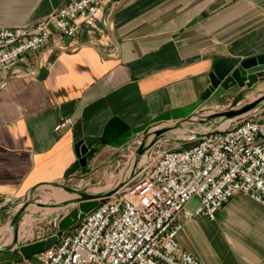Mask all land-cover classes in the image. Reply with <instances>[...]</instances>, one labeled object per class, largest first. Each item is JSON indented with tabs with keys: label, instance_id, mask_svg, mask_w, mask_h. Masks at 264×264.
<instances>
[{
	"label": "crops",
	"instance_id": "0c3cea01",
	"mask_svg": "<svg viewBox=\"0 0 264 264\" xmlns=\"http://www.w3.org/2000/svg\"><path fill=\"white\" fill-rule=\"evenodd\" d=\"M65 1L0 0V26L36 24ZM122 1L105 7L107 24ZM110 28H86L74 41L54 31L18 67L23 75L0 69V224L31 191L76 180L146 128L245 104L264 82L263 71L252 89L202 99L217 60L264 54V0H126ZM81 141L97 142L86 167ZM178 242L205 264H264V205L237 194L216 220H186ZM18 255L0 253V264H18Z\"/></svg>",
	"mask_w": 264,
	"mask_h": 264
},
{
	"label": "built area",
	"instance_id": "2783aa9c",
	"mask_svg": "<svg viewBox=\"0 0 264 264\" xmlns=\"http://www.w3.org/2000/svg\"><path fill=\"white\" fill-rule=\"evenodd\" d=\"M118 1L66 0L36 24L0 26V69L23 75L18 67L54 31L71 41L86 28L106 32L104 9ZM204 133L184 149L153 151L139 176L28 264H205L180 246L178 234L194 217L216 220L237 194L264 205V109ZM195 196L200 205L192 211L187 204Z\"/></svg>",
	"mask_w": 264,
	"mask_h": 264
},
{
	"label": "rangeland",
	"instance_id": "374dc122",
	"mask_svg": "<svg viewBox=\"0 0 264 264\" xmlns=\"http://www.w3.org/2000/svg\"><path fill=\"white\" fill-rule=\"evenodd\" d=\"M260 87V91L256 94L245 98V101H247L245 104L264 96V82ZM242 105L234 102L232 105L226 107L223 103H220L219 107H202L195 111L194 114L183 119L152 125L138 136H134L128 140L125 146L110 149V154L99 156L90 171L82 174V176L77 177L76 180L67 183L65 186L75 190H88L92 193L111 191L115 189L113 188L115 185L124 187L128 182L141 174L142 168L147 162L139 164V160L145 153H149L151 158L153 151H167L189 147L194 143L192 140L194 134L204 133L214 127L220 128L227 122V118L222 115L217 116L218 113ZM257 109L258 111H262L264 104ZM141 146L145 147L144 153L138 155ZM74 197L76 195L70 193L60 185L40 187L31 191L26 201L15 205L13 212L7 215L5 219H2V224H0V246L13 243L15 232L12 221L26 202L28 203L26 213L18 227V244H29L56 234L60 220L73 208V205L62 206L61 203ZM199 205L200 198L195 196L188 202L187 209L193 211ZM30 224L32 225L31 235L20 236L22 228ZM14 253L11 252V254ZM24 258L26 257L18 255L16 263L27 264L28 261H24Z\"/></svg>",
	"mask_w": 264,
	"mask_h": 264
},
{
	"label": "water",
	"instance_id": "95a60500",
	"mask_svg": "<svg viewBox=\"0 0 264 264\" xmlns=\"http://www.w3.org/2000/svg\"><path fill=\"white\" fill-rule=\"evenodd\" d=\"M126 0H123L116 8L112 10L108 17L107 30L110 29V23L112 22L114 14L124 5ZM110 35L114 38L112 32ZM264 71V54L247 58L241 61L229 60L221 58L217 60L212 68L209 75L210 85L203 92L202 99L208 100L211 97L216 99L221 98L226 92L232 88L239 86L241 88H253L261 82L260 73ZM12 78H9V80ZM264 104V96L244 104L240 107L233 108L222 113H218L217 116H225L227 120L234 121L242 115L249 113ZM207 133L195 134L196 137H203ZM96 141L86 142L81 141L76 144V154L83 167L88 164V153L91 148L96 144ZM144 146L138 151V155L144 153ZM70 193L76 195V197L66 200L61 203L62 206L73 205L72 210L64 215L58 224V230L56 234L40 241L32 242L29 244H18V227L27 209V202L17 212L16 216L12 221L14 227V241L12 244L0 246V252L4 253H21L26 258H31L34 255L42 253L45 250L50 249L63 235L65 231L72 230L78 223L79 219L84 217L86 214L97 208L103 201L108 199L110 196L117 193L123 186L117 187L108 192L92 193L88 190H75L65 185H60ZM4 201L0 199V205Z\"/></svg>",
	"mask_w": 264,
	"mask_h": 264
},
{
	"label": "bare ground",
	"instance_id": "6f19581e",
	"mask_svg": "<svg viewBox=\"0 0 264 264\" xmlns=\"http://www.w3.org/2000/svg\"><path fill=\"white\" fill-rule=\"evenodd\" d=\"M231 120H227V122L225 124H223L220 129H225L227 128L230 124H231ZM151 147V146H150ZM150 159V155L149 153H145L143 156L140 157V160H139V164H144L146 162H148V160ZM136 165V164H135ZM137 166V165H136ZM141 167V166H140ZM118 185L116 186H113V188H117ZM60 195V194H59ZM64 195V194H63ZM33 222V221H32ZM32 233V225H26L22 228L21 232H20V236H23V235H31ZM13 240V239H11Z\"/></svg>",
	"mask_w": 264,
	"mask_h": 264
}]
</instances>
